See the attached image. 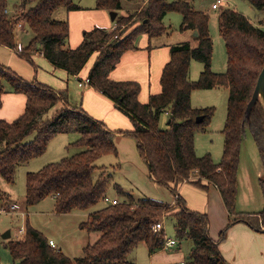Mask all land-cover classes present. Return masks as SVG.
Returning a JSON list of instances; mask_svg holds the SVG:
<instances>
[{"label": "trees", "instance_id": "obj_1", "mask_svg": "<svg viewBox=\"0 0 264 264\" xmlns=\"http://www.w3.org/2000/svg\"><path fill=\"white\" fill-rule=\"evenodd\" d=\"M124 1L132 0H96L97 9L117 12L118 26L112 30L94 27L85 32L80 45L70 47L69 22L57 18L55 13L62 9H80L74 0H20L12 13L8 11V0H0V45L16 49L22 58L31 62L33 55L41 54L69 75L80 73L92 58L89 84L114 101L133 124L129 130H109L102 120L82 107L71 106L67 90L58 91L37 80L25 79L0 62V107L8 91L26 97L21 115L13 121L0 118V178L14 184L18 167L44 154L55 136L78 133L79 138L73 145L80 147V151L27 173L26 205H36L55 195L57 214L92 210L106 202L111 178L107 168L95 162L105 155L118 154L115 137L119 133L135 139L150 179L168 189L175 196L174 203L147 196L136 199L117 186L118 195L126 199L105 204L80 223L81 229L100 234L95 243L83 248L81 256L71 258L51 246L49 239L28 223L23 239L7 242L15 264H129V255L141 243H146L150 254L164 248L165 232H155L152 228L163 217L174 219L177 238L193 241L189 257L173 264H229L220 243L230 226L242 221L264 231V209L250 213L237 211L238 169L247 130L264 164L261 101L252 108L249 118L246 115L264 67V29L237 9L221 6L218 26L225 42L227 69L215 72L209 14L198 10L190 0H136L145 3L123 13ZM248 1L257 9H264V0ZM169 12L182 15L180 30L198 31V44L193 47L185 41L171 45L170 60L160 77L161 91L150 94L147 102H141L138 81L113 80L110 73L124 53L136 49L139 36L146 34L153 39L168 33L164 17ZM21 22L32 30L34 37L19 51L17 26ZM193 60L204 64L195 81L190 79ZM221 87L228 88L229 96L222 129V159L216 163L209 153L199 156L195 146L196 134L208 129L215 107H194L191 95L194 90ZM164 113L168 114V121L162 127L160 119ZM31 135L33 140H28ZM183 183L204 190L210 185L219 189L230 213V222L218 239L209 234L207 214L191 210L179 194ZM4 200L10 198L0 185V203Z\"/></svg>", "mask_w": 264, "mask_h": 264}, {"label": "rangeland", "instance_id": "obj_2", "mask_svg": "<svg viewBox=\"0 0 264 264\" xmlns=\"http://www.w3.org/2000/svg\"><path fill=\"white\" fill-rule=\"evenodd\" d=\"M173 1V0H168ZM198 10H202L209 14L210 23L209 30L213 40V57H212V70L215 72H225L227 69V54L225 42L220 35L219 26H218V12L219 9H213L212 3L215 0H190ZM77 4L82 6L96 5V0H74ZM127 1H124V8ZM20 3V0H8V11L13 12L17 5ZM231 6L237 9L239 12L247 16L254 24L264 29V9L260 10L254 7L248 0H227L221 6ZM220 6V7H221ZM127 8V7H126ZM107 11V10H106ZM65 9L59 10L55 13L56 17H62ZM111 13V11H108ZM183 17L178 12H169L164 17V23L168 27V33L163 35L162 40L180 43L189 40H192V36L188 33H182L180 26L182 23ZM125 26L123 27V29ZM133 27L129 28L127 32L132 30ZM126 32V33H127ZM18 38L17 40H26L25 43H29L33 38V32L29 28L25 32L20 29L17 30ZM31 35V38L26 35ZM186 34V35H185ZM190 34V33H189ZM187 36V37H186ZM29 39V40H28ZM192 46L195 47L197 44L191 42ZM14 52L9 51L7 48L0 46V62L18 74V70L10 66L8 61L10 58H13ZM18 59H15L16 62L22 66L23 73L26 71L25 66L34 65L39 69H48L44 68L36 60L37 65L35 66L34 61H28L25 58H22L18 52L16 55ZM15 58V57H14ZM204 69V64L201 61L193 60L190 67V79L197 80L200 77L201 72ZM51 71V70H50ZM22 76L21 74H19ZM26 79V78H25ZM75 85L76 83L73 82ZM9 88L8 85H6ZM77 86L71 87V95L74 97L77 96ZM228 92L224 87L217 89H201L194 90L191 103L194 107H215V114L208 126V129L205 132H198L195 136V146L196 152L199 156L205 155L207 153L211 154L212 158L216 163L221 162L222 153H223V144H224V135L222 129L225 124L226 115H227V95ZM165 114L161 115L160 125L162 127L166 126ZM34 136L31 135L28 137V140H33ZM79 138L78 133H62L55 136L48 144V147L44 154L35 157L29 161V163L23 164L18 167L16 171L15 183L10 184L3 178H0V185L3 190L6 189V192L12 196V201L17 200L19 204L25 198L26 192V177L29 172H36L43 168L49 163H54L60 161L63 157L71 156L81 150L80 147L73 145L74 142ZM121 147L125 146L127 153L125 157L121 156L119 151L117 155L108 154L99 158L95 164L97 166L105 165L107 169L112 172L113 180L111 183H118L121 187L126 189H133L137 194L148 193L147 189L153 190L154 187L151 185L139 186V190L132 186L130 172L126 173L120 167V162H123L124 167L127 163L136 168V170L142 174H145L147 178V172L145 167L140 164H135L130 157V153L136 152V141L131 136L122 137ZM131 151L129 152V149ZM140 158V157H139ZM140 162L143 161L140 158ZM131 165H127V169L132 168ZM129 174V177H128ZM132 174V173H131ZM97 175V174H96ZM133 175V174H132ZM141 175V174H140ZM134 178H136L133 175ZM153 182V181H150ZM158 188L155 191L156 194L163 196L164 198H169V192L161 187L156 185ZM156 189V188H155ZM180 191V189H179ZM113 185H109L108 194L117 195L123 201L124 197L116 193ZM152 198V197H151ZM156 199V198H155ZM55 199L53 196L47 197L43 202L32 205L25 206L26 216L30 221L31 225L41 230L47 238L53 239L57 243V248L61 249L66 255L71 258L79 257L83 254V247L88 244V242H93L95 240L96 232H90L86 229L80 228V223L85 220L86 215L83 214L85 210H75L70 214L57 215L54 209ZM108 202H102L98 204L97 207L107 204ZM264 209V164L260 158L256 143L254 138L249 130H247L245 138L241 146V155L240 163L238 169V194H237V211L248 213L252 211H258ZM93 210V209H92ZM244 210V211H241ZM230 215V213H229ZM27 218H24L21 214H9L4 213L0 215V264H15L11 252L7 246V242L10 239H17L15 237V230L17 226L23 224ZM209 219V224L216 227V222L212 218ZM227 224L216 234V238H219L221 231L228 225ZM175 221L172 217H167L164 219V232L167 238L176 239L178 244L171 251H181L189 253L191 250L193 241L191 239H179L176 236L174 229ZM235 225V224H233ZM232 225V226H233ZM229 227L226 238H228V232L231 229ZM13 228L12 237L10 239H4L3 234ZM216 229L214 230L215 233ZM210 233V232H209ZM214 238V237H213ZM225 238V239H226ZM236 240H239V235L236 237ZM234 239V241H236ZM146 243H141L139 246L129 255L130 258H134L135 264H147L149 260L148 249ZM180 248V250H178ZM188 255V254H187ZM230 264V263H229Z\"/></svg>", "mask_w": 264, "mask_h": 264}, {"label": "crops", "instance_id": "obj_3", "mask_svg": "<svg viewBox=\"0 0 264 264\" xmlns=\"http://www.w3.org/2000/svg\"><path fill=\"white\" fill-rule=\"evenodd\" d=\"M144 3L145 1H136V0L127 1L123 13H126L128 10L136 9L139 6H143ZM78 5L80 6V9L72 10V11L65 10V12H63L62 17L60 18L57 17L59 19H66L69 22L70 36L68 39V45L70 47H77L78 45H80L84 39L85 32L91 30L94 27H101L112 30L118 26L116 19L113 20L108 11L97 9L95 4L89 6H82L80 4ZM26 29L27 28L25 27L24 29H20V30L25 32ZM182 33H188V35L192 36V40L190 41L191 39L190 37V39L189 40L187 39L186 42L189 43L193 42L195 44L198 43V41L196 40L197 36L194 35V31L184 30L182 31ZM162 36L153 39H150L146 34H142L141 36H139L136 42V46H137L136 49L124 53L120 61L116 65V67L110 73V77L113 80L138 81L141 85V90L139 94V100L141 102H147L150 94L158 93L161 91V83H160L161 73L166 63L170 60L171 45L176 44L174 42L162 40L161 38ZM27 37H29V34L26 35V38ZM29 38H31V35ZM25 41L26 40H18V46H20L21 48L27 46L29 43H25ZM2 47L7 48L11 52H14L12 56L13 58L9 59L8 64H10V66L15 68L16 70H18L20 72L19 74H21L22 77L30 81L37 80L39 82L45 83L47 85L52 86L55 90L58 91L67 90L68 99L71 106L82 107L84 111H86L90 115L102 120L106 124L109 130L120 131V130L132 129L133 124L130 118L116 107L114 101H112L110 98L102 94L100 91L95 89L90 84H84L82 86L79 85V82L82 79L88 77L89 69L92 64V58L89 60V62L86 64V66L80 73H78L77 75H69L66 71L55 68L43 55L35 54L32 57L34 64L36 63L37 60L38 63H40L42 66H44V68L48 69L49 71H46L45 69L38 70L37 67L39 66L33 67L34 65L33 66L29 65V66H25L26 71L23 73L22 66H20L15 60L18 59V57L15 56L17 50L6 46H2ZM36 65L37 63L35 64V66ZM73 82H75L76 84L74 85ZM72 85L77 86L78 88L76 97H74L73 94L71 95L70 93ZM213 89H217V88H213ZM225 89L228 92L227 95L229 96L228 88ZM192 97H193V92L191 95V100ZM25 103H26V97L24 94L8 91L3 95V105L0 107V118L5 119L7 121H13L15 118H17L19 115L23 113L25 109ZM227 103H228V99H227ZM164 114H165V120L167 122L168 114L167 113ZM122 137H124V135L117 133L115 137V142L120 155L122 157L123 156L125 157L128 151L125 146L121 147L122 145H120L123 139ZM130 151L131 148L129 149V152ZM130 157L131 159L129 160H132L136 165L140 164L143 167H145L148 178L147 180L145 178L146 175L138 172L136 168H134V166L131 165V163H127L124 167L123 165L124 163L120 162V165L122 164V166L120 167L124 170V172L125 173L127 171L130 172L129 174L130 176H132L130 179L132 186L136 187L139 190L138 185L139 186L151 185L154 187V189L152 190L150 187V189H147L146 191L148 193L139 192V194H137L133 189L123 188L118 183L113 184L111 183L113 180L112 172L109 169H107L108 173L111 174L109 185H113L116 191H117V186H120L125 192H129L133 194V196L136 199H140L147 196V197H152L154 199L156 198L161 201L173 203L175 200V196H173L172 193L165 187L161 186L169 192V198H164L163 196L155 193V191L158 188L156 186L158 185V183L150 179L147 165L144 162L143 163L140 162V158H139L140 156L137 150V145H136V152L130 153ZM26 163H29V161ZM127 165H131L132 168L128 170L126 167ZM100 166L106 167L105 165H100ZM131 173L136 178H134ZM179 189H180L179 194L185 199L187 206L191 210L205 213L210 219L212 218L213 220H215L216 227H213L212 224L211 225L209 224V232H210L209 234L212 238L214 237L215 239L217 232L219 233L220 230L224 227V225L227 224L228 220H230L229 212L224 205L223 199L221 197L220 191L217 188V186L210 185L207 190H204L196 187L191 183H183L181 184ZM2 191L6 194V197L12 200L11 198L12 196H10L8 192H6V189L5 190L2 189ZM52 196L55 199V203H54V209H55L56 196L55 195ZM108 197L112 200L114 199H117L119 201L122 200L117 195L108 194ZM123 197H124L123 200H125L126 196ZM44 200H42L41 202H43ZM15 201L17 202V200ZM21 203H23L27 207L26 192H25V198ZM103 206L104 205H102L101 207ZM101 207H97L96 209H99ZM96 209L87 210L83 214H85L87 217L91 212H93ZM57 215H65V214H57ZM28 223L31 225L29 220ZM31 226L34 227L33 225ZM34 228L37 229L36 227ZM215 229L216 231L214 233ZM39 231L42 232L41 230ZM96 233L97 234L95 236V240L93 242H88V244H93L97 241L100 234L98 232ZM238 235H239V240L237 241L236 237ZM227 236L228 238H226L224 241L220 243V250L223 256L225 257V259L230 264H264V231L255 230L252 227H250L246 222L241 221V222H237L235 225L231 227ZM234 239L236 241H234ZM50 240L53 239H49V241ZM55 244L57 248V243L55 242ZM175 247L176 246L169 248H162L152 254H150L148 251L149 260L147 264H173L177 262H183L185 259L189 257L191 250L188 251L189 253L181 252V251L172 252L171 250ZM178 250H180V248H178ZM129 261H130L129 264H135L134 258H130Z\"/></svg>", "mask_w": 264, "mask_h": 264}, {"label": "built area", "instance_id": "obj_4", "mask_svg": "<svg viewBox=\"0 0 264 264\" xmlns=\"http://www.w3.org/2000/svg\"><path fill=\"white\" fill-rule=\"evenodd\" d=\"M226 1L227 0H215L212 3V8L213 9H219L221 4H223ZM24 27H25L24 22L19 23L18 26H17L18 29H23ZM18 50L21 51L22 48L19 46ZM89 83H90V79L87 77L85 79H82L79 82V85L82 86L84 84H89ZM106 202L112 203V204H116V203L119 202V200H117V199L112 200V199H110L108 197V198H106ZM4 213H9V214H12V215L21 214L24 218H27V216H26V208L24 206H22V204H19L18 202L12 201V200H9V201L8 200H4V201H2L0 203V215L4 214ZM164 219L165 218L163 217L162 220H160L159 222H157V223H155L153 225L152 228H153V230L155 232H163L164 231ZM263 229H264V227H263ZM12 230H14V229L13 228L9 229L10 238L12 237ZM27 231H28V218L23 224L17 226V228L15 230V237L17 239H14V240L23 239L26 236ZM49 243H50L51 246L56 247V244H55V242L53 240H50ZM176 244H177V240L176 239L167 238V236L165 235V246H164V248L173 247V246H176Z\"/></svg>", "mask_w": 264, "mask_h": 264}, {"label": "water", "instance_id": "obj_5", "mask_svg": "<svg viewBox=\"0 0 264 264\" xmlns=\"http://www.w3.org/2000/svg\"><path fill=\"white\" fill-rule=\"evenodd\" d=\"M111 18L114 20L117 16V12L115 11H111L110 13ZM194 35L198 36V31H194ZM257 101H261V103L263 104L264 107V67L259 75L258 81H257V85L255 87L254 93L252 95L251 100L249 101L247 108H246V115L249 118L252 108L255 106V104L257 103ZM200 119V118H199ZM10 237V231L7 230L4 234H3V238L4 239H9Z\"/></svg>", "mask_w": 264, "mask_h": 264}]
</instances>
